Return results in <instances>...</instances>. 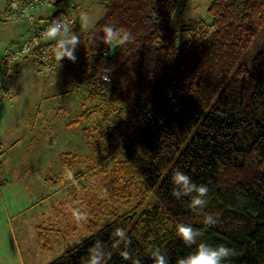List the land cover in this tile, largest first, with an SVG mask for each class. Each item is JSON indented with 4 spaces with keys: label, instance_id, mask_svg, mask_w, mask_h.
Listing matches in <instances>:
<instances>
[{
    "label": "trees",
    "instance_id": "obj_1",
    "mask_svg": "<svg viewBox=\"0 0 264 264\" xmlns=\"http://www.w3.org/2000/svg\"><path fill=\"white\" fill-rule=\"evenodd\" d=\"M94 1L104 13L80 35L70 81L90 106L68 125L96 115L99 122L82 130L101 157L62 152V175L50 178L70 186L98 169L96 180L70 190L75 207L93 218L88 236L48 264H82L97 243L105 264H131L119 255L125 245L111 238L118 227L141 264H153L155 248L176 264L195 251L176 236L181 223L203 232L198 243L234 249L228 264H264V0H211L207 19L185 40L174 24L182 0ZM106 24L135 39L104 55L111 48L101 41ZM40 50L32 54L37 65L58 70L53 50L47 63ZM105 70L109 82L100 79ZM81 164L69 180L65 169ZM176 170L208 186L204 209L193 211L190 197L172 195ZM206 214L218 223L206 228ZM38 242L47 249L40 231Z\"/></svg>",
    "mask_w": 264,
    "mask_h": 264
},
{
    "label": "rangeland",
    "instance_id": "obj_2",
    "mask_svg": "<svg viewBox=\"0 0 264 264\" xmlns=\"http://www.w3.org/2000/svg\"><path fill=\"white\" fill-rule=\"evenodd\" d=\"M64 1L65 6L72 9L75 16L81 17L83 13H87L89 17L88 23H79V37L89 31L104 13L103 8L94 0ZM210 1L182 0L174 20L175 27L180 30L181 40L192 37L198 22L207 19L206 9ZM75 9H78V12ZM27 34L28 31L24 33ZM79 46L76 49V57L79 55ZM64 60L60 72L49 74L38 73L36 69L39 66H36V63L27 64L18 75L14 74L7 81L5 89L0 92V100L1 97L9 99H4L6 105L1 116L4 121H14L17 118L30 120L33 110L38 109V122L34 130H44L46 135L45 152L44 144H41L40 150L39 147L35 150L33 144L24 141L8 153L7 160L2 157V164L9 172L6 175L7 180L0 185V264H48L89 234L87 226L93 216L89 215L88 208L82 206L80 210L87 213L88 219L80 223L74 222L72 209L76 208V203L70 195V190L81 187L84 181L96 180L98 169L70 186L64 185L65 178L62 182L52 185L41 179L44 174H51L52 178L58 176L53 172L59 171L61 152L92 155L93 162H98L101 157L96 147L86 141L82 130L99 122L96 115L79 118L77 122L68 125L76 119L79 112L90 106V102H85L83 88L75 87L72 90L69 83L70 70L75 62L67 58ZM49 136L50 143H47ZM42 155L45 165L38 167L37 157ZM15 159L26 163L28 161L30 170L27 173L22 172V164L14 161ZM84 165L73 169V177L77 171L86 167ZM102 167L107 169L108 165ZM115 207L123 209L119 204ZM106 220V216L100 218V224ZM39 231L48 241L46 250L38 242Z\"/></svg>",
    "mask_w": 264,
    "mask_h": 264
},
{
    "label": "clouds",
    "instance_id": "obj_3",
    "mask_svg": "<svg viewBox=\"0 0 264 264\" xmlns=\"http://www.w3.org/2000/svg\"><path fill=\"white\" fill-rule=\"evenodd\" d=\"M11 7L15 9L17 5L12 3ZM81 22H89L87 13L81 15ZM100 31L103 33L101 41L111 46L106 54H111L114 48L122 47L135 39L130 31L123 28H116L108 24L103 25ZM40 39L55 42L53 46V55L59 64L65 58L72 62L76 61L77 57L75 53L80 44V37L73 31L72 26L65 23L61 17L53 19L52 22L41 31ZM100 79L104 82H109V71L105 70V72L101 74ZM65 174L69 180L73 178L71 169L66 168ZM171 183L174 186L172 195L178 200L183 197H190L188 205L190 209L199 211L206 207L208 203L207 197L209 195V188L207 185H197L188 174L180 170L173 172ZM101 195L106 196L107 191L105 190ZM72 217L76 223L88 219L87 213L78 208L72 209ZM203 223L207 228L216 225L218 220L214 218L213 215L206 214ZM110 235L111 238L116 241L117 247H119L121 243L125 245V248L119 253L123 260L130 261L131 264H141L139 258H134L130 252L127 251V246L131 243V238L123 228H115ZM176 236L186 247L191 248L195 246L194 252H190L187 256L179 258L176 264H228L230 258L236 255L234 249L224 244L212 246L204 242L198 243V239L203 236V232L188 224H178L176 226ZM150 258L153 260V264H170L169 257L161 252L159 248L150 250ZM82 264H105V251L103 246L97 243L89 248L88 255L82 261Z\"/></svg>",
    "mask_w": 264,
    "mask_h": 264
},
{
    "label": "crops",
    "instance_id": "obj_4",
    "mask_svg": "<svg viewBox=\"0 0 264 264\" xmlns=\"http://www.w3.org/2000/svg\"><path fill=\"white\" fill-rule=\"evenodd\" d=\"M13 1L18 2L21 0H13ZM51 3L53 7L55 8L54 9L55 11H65L74 17V20H75L74 25L76 27V34H77V28H78L79 23L81 22L80 20L81 17H78V15L75 16L74 11H72V9H70L69 7L67 8L65 6L64 0H51ZM8 4H9V0H0V92L1 93L5 89L7 81H9V79L14 74L18 75L22 71V68H24L27 64L34 65V63H36L34 60V56L29 55V56L22 58L18 63H16L13 69H11L10 71H6L3 67L4 56L11 49L15 47L16 43L20 40V38L24 35V33L29 31L32 26V23L29 20L17 19V18L12 17L10 14V7H8ZM75 10L78 12V9H75ZM45 15H49V13L45 12L42 14H38L37 17H41ZM64 61L65 60L63 59L60 62V66L58 70H56L55 72L50 71L44 67H37L36 71L38 73L40 72V74L42 72L46 74L60 72L62 67L64 66ZM35 65L37 66V63ZM71 70H70L69 83L72 79ZM7 92H8L7 95L9 96L10 91L8 90ZM4 99L9 101V99L3 98V97H1V100H0V122H2V125H0V128H1L0 130V168H1L0 185L3 184L7 180L6 175L9 172L8 170L5 169V167L2 164L3 156L5 157L4 159L7 160V158L9 157L8 153L12 151V149L18 148L21 145V143H23L24 141L29 142L30 145L33 144L35 146V150H37L38 147L40 150V146H42L41 144H44V152L46 149L45 148V143H46L45 131L44 130L43 131L34 130V127L36 126V123L38 122L37 117L39 115V110L38 109L33 110V115L31 116L30 120L29 119L27 120L26 118L24 120H22V118H17L14 121L8 120L6 122L3 120V118H1V116L4 113V105H6V102H5L6 100ZM50 139L51 138L49 136L47 143H50ZM49 152H50V149H49ZM35 153L36 152H34V155ZM61 153H59V158H60ZM38 154L39 152L37 153V156ZM49 157H50V154H49ZM16 160L17 159H15L14 161ZM17 161H19V159ZM44 162H45L44 155H42L39 158L37 157V165H39L38 167H41V165L44 166L45 165L43 164ZM18 163H21L23 166L21 167L23 168L22 172L27 173L30 170V168H28L29 166L28 161L27 163L22 162V161H19ZM60 163H61V160H60ZM60 168H59V171L53 172V173H57L58 176H56V178L62 175L61 165H60ZM51 176H52L51 174L50 175L44 174V175H41V179L45 183L52 185V182L50 179L52 178ZM53 178L55 177L53 176Z\"/></svg>",
    "mask_w": 264,
    "mask_h": 264
},
{
    "label": "built area",
    "instance_id": "obj_5",
    "mask_svg": "<svg viewBox=\"0 0 264 264\" xmlns=\"http://www.w3.org/2000/svg\"><path fill=\"white\" fill-rule=\"evenodd\" d=\"M17 7H11V16L17 19H26L32 23L27 35H23L11 49L3 60V67L6 71L13 69L14 65L22 58L32 55L38 48L40 50V60L47 63L52 57V46L49 45L53 41H44L40 39V33L45 29L53 19L61 17L65 23L74 25V17L65 11H55L51 0H21L15 3ZM48 12L49 15L37 17L38 14ZM58 13L57 17L51 18L53 14ZM107 52V51H106ZM104 52V55H107ZM1 180V168H0Z\"/></svg>",
    "mask_w": 264,
    "mask_h": 264
}]
</instances>
